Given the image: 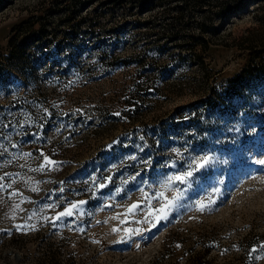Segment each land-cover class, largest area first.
I'll return each mask as SVG.
<instances>
[{"label": "rangeland", "instance_id": "1", "mask_svg": "<svg viewBox=\"0 0 264 264\" xmlns=\"http://www.w3.org/2000/svg\"><path fill=\"white\" fill-rule=\"evenodd\" d=\"M142 1L0 0V264H264V69L227 87L264 47V0L202 33ZM173 149L217 160L145 223L126 209L181 166Z\"/></svg>", "mask_w": 264, "mask_h": 264}, {"label": "snow or ice", "instance_id": "2", "mask_svg": "<svg viewBox=\"0 0 264 264\" xmlns=\"http://www.w3.org/2000/svg\"><path fill=\"white\" fill-rule=\"evenodd\" d=\"M238 131V129H237ZM173 152L176 154L177 157L181 158V166H177V161L172 160L170 164H167L166 166L172 167L175 170L173 174L167 175L164 181L159 185V187L156 189L154 194H149L147 192L143 191V188H140L139 190L142 193V199L136 203L131 204L126 209V212L128 214H133L135 211H143L145 212V219L144 222H149V214L154 213H161V218L166 219L167 214L170 213L175 207L182 206L179 205V201H181L187 192L191 189V186L196 180L198 179V174L206 171L211 165L216 163V156L213 154H210L208 152L203 153H195V150L190 151L187 156H183V154L180 153L179 149H173ZM29 155V154H25ZM45 164L41 166V168L35 169L36 171L42 170L46 165H56L58 162L50 160L49 157H44ZM256 163L264 164V159L256 161ZM9 175V174H5ZM138 175V174H137ZM0 179H3V177H0ZM108 182H111V177L105 178ZM131 179H135V177H132ZM124 183H127V181H124ZM142 184H147L146 181H142ZM106 183L98 184V188H104L106 187ZM183 186V187H180ZM0 187H3V185H0ZM148 188H151V185H147ZM34 191L38 189H33ZM169 190L173 191V195L171 198L167 195V192ZM121 191L120 188L116 189V192L119 193ZM156 200L157 202L163 201V203L159 204L158 208H152L151 201ZM85 203L84 201H80L79 204ZM79 204H72L70 207L66 208L63 212H60L57 214L55 219H60V217L68 215H73V209L77 208ZM143 205V207H142ZM19 207V205H17ZM203 207V205H202ZM154 226V225H153ZM130 233L136 234L138 230H129Z\"/></svg>", "mask_w": 264, "mask_h": 264}, {"label": "trees", "instance_id": "3", "mask_svg": "<svg viewBox=\"0 0 264 264\" xmlns=\"http://www.w3.org/2000/svg\"><path fill=\"white\" fill-rule=\"evenodd\" d=\"M122 1V0H120ZM145 1L150 0H143L142 3ZM152 1V0H151ZM170 2H174L175 5L173 8L176 10L177 14L174 17V23L176 21L185 22L184 25H192L194 24V27H197L200 29L201 33L205 32L209 29H211V20L216 19V17H223L224 15L230 13L233 8H236L240 1L242 0H168ZM163 2V1H160ZM201 14V20L194 22V20L191 19V21H188V18H193L196 16V14ZM21 21L20 23L15 24L12 26L10 34L11 37L9 39V43L12 44L13 39H17L23 36L24 28L26 27L27 21ZM34 23L29 22L28 28L33 27ZM23 26V27H22ZM25 26V27H24ZM175 37L176 36H182L178 30L174 31ZM187 35V34H186ZM189 40L187 43L190 44L192 47L200 46V48L204 51V54H209L211 48L213 47V43L209 39H205L200 33H190L189 34ZM13 51V50H12ZM12 55V53L10 54ZM192 55L195 56V58L202 61V57L200 54L192 52ZM200 61V62H201ZM259 69H264V47L261 51H255L251 54V57L248 61V63L242 68L240 73H237L235 76L228 79L227 87L230 84H233L235 86L242 80L244 77H251L253 75H256L258 73ZM213 245L206 244V247L208 250L212 248ZM169 250V249H168ZM161 256H159L158 259H160ZM203 259V261H202ZM195 264H204L207 262L206 259H204L202 256L199 258H196Z\"/></svg>", "mask_w": 264, "mask_h": 264}]
</instances>
